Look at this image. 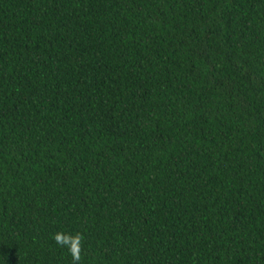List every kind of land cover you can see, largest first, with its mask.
Returning <instances> with one entry per match:
<instances>
[{"label":"trees","instance_id":"16d2710c","mask_svg":"<svg viewBox=\"0 0 264 264\" xmlns=\"http://www.w3.org/2000/svg\"><path fill=\"white\" fill-rule=\"evenodd\" d=\"M264 264V0H0V264Z\"/></svg>","mask_w":264,"mask_h":264},{"label":"clouds","instance_id":"9594fccd","mask_svg":"<svg viewBox=\"0 0 264 264\" xmlns=\"http://www.w3.org/2000/svg\"><path fill=\"white\" fill-rule=\"evenodd\" d=\"M55 242L61 248H66L72 257L73 264H80L82 260L83 235L77 233L75 236L58 232L54 236Z\"/></svg>","mask_w":264,"mask_h":264}]
</instances>
